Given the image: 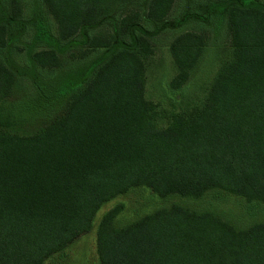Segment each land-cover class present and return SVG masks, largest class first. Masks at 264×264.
Returning a JSON list of instances; mask_svg holds the SVG:
<instances>
[{
    "label": "trees",
    "instance_id": "obj_1",
    "mask_svg": "<svg viewBox=\"0 0 264 264\" xmlns=\"http://www.w3.org/2000/svg\"><path fill=\"white\" fill-rule=\"evenodd\" d=\"M26 1L0 0V264H45L135 186L208 207L114 226L115 205L96 224L99 264H264V222L209 207L264 205V0H185L177 14L176 0ZM163 35L168 107L144 91ZM209 47V84L180 99Z\"/></svg>",
    "mask_w": 264,
    "mask_h": 264
},
{
    "label": "rangeland",
    "instance_id": "obj_2",
    "mask_svg": "<svg viewBox=\"0 0 264 264\" xmlns=\"http://www.w3.org/2000/svg\"><path fill=\"white\" fill-rule=\"evenodd\" d=\"M27 8L33 5L32 0L26 1ZM186 5L185 0H176L174 6V14L180 12ZM27 15L30 16L31 10ZM48 21L54 23L52 15L46 11ZM53 22V23H52ZM168 35L158 37L154 46V52L151 57H147L148 62L145 71L144 91L146 98L161 104L163 107H168L170 100L174 98L166 89V83L174 73V68L171 63L170 56L167 51ZM224 42L225 40H219ZM224 44H222L223 46ZM76 53L77 50L75 49ZM220 54H216L215 50L208 48L196 69L192 72L187 84L178 94L182 99V93L187 96L202 93L209 84L215 70L219 64ZM28 89V90H27ZM27 91L29 88L27 87ZM183 96V99H188ZM206 199L182 198L177 195H167L159 197L152 193L145 186H135L129 188L126 192L118 194L115 197L103 202L96 210L90 229L80 235L61 253L54 254L45 261V264H99L95 252V229L96 224L101 215L115 205H121V209L113 219L114 226H122L137 217L152 212L153 210L168 206L171 203L180 204L193 209H203L208 206L205 203ZM212 210L220 213L224 218L228 219L235 227H244L253 222H264V205L257 204L250 209L242 198L223 195L222 198L211 200Z\"/></svg>",
    "mask_w": 264,
    "mask_h": 264
}]
</instances>
